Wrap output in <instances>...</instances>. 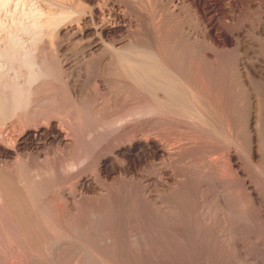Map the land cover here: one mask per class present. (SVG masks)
<instances>
[{"label":"bare ground","instance_id":"obj_1","mask_svg":"<svg viewBox=\"0 0 264 264\" xmlns=\"http://www.w3.org/2000/svg\"><path fill=\"white\" fill-rule=\"evenodd\" d=\"M145 2L150 6L147 11L152 9L149 17L141 0V5L138 0H0V161L3 162L0 164V202L4 208H10L8 213L22 206L21 213H15L23 215V219L26 215L23 221L30 218L31 222L21 223L22 227L30 226L37 233L46 229L44 225L49 218L44 210L52 208L45 209L52 201L46 203L48 195L43 196L42 189L38 190L45 184V179L41 180L45 175L39 170L41 174L32 176L34 166L43 169L53 163L55 170L65 166L63 169L71 173L81 171L80 167L90 163L96 175H108L115 169L127 172L147 158L160 157L164 163L159 172L164 192L179 193L183 196L181 200L190 194L197 198L217 196L220 202L217 204L222 205V211L227 213L223 212L224 215L230 220L236 219L245 228L249 225L264 228V56L255 54L250 42L251 35L257 34L254 38L259 39L264 49V0ZM176 23L183 28L174 29L179 28ZM192 23L199 29L195 35L190 30ZM172 30L175 33L183 30L179 32L183 36L178 33L182 38L171 41L168 37ZM165 34L173 43L165 40ZM179 38L180 41L184 38L181 43H186L185 40L191 43L190 51ZM71 42L79 45H70ZM71 48L80 50L81 58L71 61L68 55ZM58 83L68 91L69 100L72 99L73 108L79 113L77 116L88 118L93 126L99 122V114L110 121L105 127L99 122L101 125L97 123L99 126H92L90 131L86 129L92 124L84 129L89 132L84 137L86 140L93 136V140L89 138L92 143L87 140L92 144L87 165L82 164L83 160L80 163L79 157L77 161L70 155L74 154L75 145L80 148L82 140L87 142L81 137L86 132L81 133L76 125L85 126L77 121L76 125L70 124V118L65 119L63 115H58L64 119L61 118L62 124L57 120L56 115L62 112L59 101L63 98H58L63 89L60 87L59 92ZM51 85H56L59 94L54 95ZM10 127L15 132L18 130L11 137L12 143L11 139H6L9 142L4 139L9 136ZM102 127L112 135L107 139V144H111L109 153L103 151V141L97 142L94 136ZM61 155L63 158L69 155L71 159L67 161L68 157L63 162L62 157V161L58 158ZM117 161L123 165H117ZM94 178L80 172L74 183L90 189L95 184ZM48 181L50 178L47 184ZM50 197L48 201L52 200ZM204 204L198 206L202 210L197 216L209 233V229L215 231L218 218L214 224L211 205ZM23 210L27 212L25 215ZM11 238L13 243L16 237L12 242ZM31 240L36 239H30V243ZM93 260L97 261L94 257Z\"/></svg>","mask_w":264,"mask_h":264},{"label":"rangeland","instance_id":"obj_2","mask_svg":"<svg viewBox=\"0 0 264 264\" xmlns=\"http://www.w3.org/2000/svg\"><path fill=\"white\" fill-rule=\"evenodd\" d=\"M138 1H139V3H138L139 5L146 3L145 4L146 6L144 4H143L144 6L141 5L143 7L144 11H147L148 9H150L149 8L150 6L147 7L148 3L145 2L146 0H144V1L141 0L142 1L141 4H140V0H138ZM147 12H146L147 13L146 17H149V13L151 12L150 14H152V9L150 10V12L149 11H147ZM148 19L149 18H146L147 23H148ZM174 24L173 25L171 24L172 28L175 27ZM176 24L178 26V23H176ZM193 25L194 24L192 23L191 24L192 27H190V30L192 32L195 31V33H194V35H195V34H197L199 29L196 26L194 28ZM170 27L171 26L169 25L168 30L171 29ZM178 27L179 28H174V29L179 30V29L183 28L181 25H179ZM196 29H197V31H196ZM178 30H176L177 31L176 33L173 32L175 30L170 31L171 33H170L169 37L167 36V34L169 35V33H168L169 31H167L166 32L167 34H165V36H166L165 40H168V42H169L170 41L169 39H172L171 41H173L175 39L177 40L178 39L177 37L183 36L182 34L179 33V32H182L183 30L182 31H178ZM178 33L181 36H179ZM250 33L252 34L251 31H250ZM171 34H172V36H171ZM173 36L174 37L176 36V38H174ZM251 36H253L251 38L252 41H250V42H252V44L251 43H249V44H251V47H252L254 53L259 54L261 56H264V51H262L263 48H261L262 45H261V43H259L260 42L259 39L254 38V36L257 37V34H255V35L253 34ZM171 37H173V38H171ZM253 39L256 42H254ZM183 40H184V38H183ZM183 40L181 39V41H183ZM179 41H180V38H179ZM181 41H180V43H181ZM189 41L190 40H188V42ZM173 42H169V43H173ZM185 42L187 43L186 40H185ZM73 43L74 42H71L70 45H73ZM182 43L185 45V47H187L188 51L191 50L190 49L191 48L190 42L187 44L184 42H182ZM74 44L79 45L78 43H74ZM187 45H190V46H187ZM259 45H261V46H259ZM73 46H72V48H73ZM188 47H190V48H188ZM68 55L71 58V61H74V60L76 61V59H78L79 57L81 58L82 54H81L80 50H78V51L74 50L73 51V49H72V51L71 50L68 51ZM59 85H57L59 88V92L61 91L62 88L63 89L60 92L62 94V96H60L61 95L60 94V95H58V98L59 97H63V98L61 100L59 98V100H60L59 101V103H60L59 109L62 112H61V114L56 115V117L59 118V119H57L58 122L60 124H62V119L64 116H65V119H66V116H67V119L70 118L69 119L70 124H73V122H74V125H76L75 124L76 121L78 122V124H79V122L80 123L82 122L81 125L83 124L82 126H85V127H80V125L79 126L76 125V126L81 131V133H83L82 131H84V129H86L88 126H90L92 124V122H89L90 120L88 118L82 119L81 115L77 116V115H79V113L77 112V109L75 107L73 108L74 103H72L73 102V101H71L72 99L69 100L71 97L69 98L70 95H69L68 91L65 90L66 88L63 85L62 86L61 85L59 86ZM50 87H51L50 90L51 89L53 91L55 90L54 91V95H55V92H57L56 90L58 88L55 89L56 85H55V87L52 85ZM60 87H61V89H60ZM53 91H51V92H53ZM57 94H59V93L57 92L56 95ZM51 95H52V93H51ZM54 95H52L53 98L55 97ZM58 98L55 97L57 102H58ZM88 98H89V96H88ZM91 98H89V99H91ZM52 102L54 104L55 100L54 101L52 100ZM57 102H55V103L57 104V107H58ZM61 102H62V104H61ZM64 109L66 111H64ZM57 111L58 112H56V113H60L59 110H57ZM68 112H70V113H68ZM64 113H65V115H64ZM58 115H63V117L62 116L59 117ZM69 115H70V117H69ZM97 117H98L97 120L100 119L99 122L100 123L102 122L104 124V127L106 126L105 125L106 122L107 123L110 122V121H107L108 118H106L104 115L102 117V115L99 114V116H97ZM99 117H101L103 120ZM77 118H79V119L77 120ZM71 119H73V120H71ZM104 119H105V121H104ZM70 120H71V122H70ZM87 122H89V123H87ZM99 122L97 121V123H99ZM100 123H99V125H101ZM84 124H87V125H84ZM96 124L94 122L95 126H96ZM92 126H93V124L91 125V127H88L86 130L90 131ZM95 126H93V127H95ZM104 127H102V129H100L101 131L98 130L100 132H98V131L95 132V134L97 133V135H95L94 133L93 134H94L95 138L97 137V142L103 141L102 142V144H103L102 147H104V148H102L103 151L105 150L107 153H109L110 149H111V146H110L111 144L110 145H108L109 143L107 144V142H108L107 139L112 138V135L109 134L108 129H106L108 132L103 130V129H105ZM81 128H83V130H81ZM100 128H101V126H100ZM10 129H11L9 132L10 134H7V136L8 135L10 136V138H9V136L7 138L5 136L4 139H5V141H6V139H9V141L11 139L10 143H12V140H13L12 138L15 134H17L18 130H16V132H15L14 129H13L14 131L12 130V127H10ZM12 131H13V133H12ZM68 131H69V129L67 130V132ZM80 131H78V132H80ZM87 131H84V132H86L85 135H84V133L81 134L83 136L80 135L82 137V139H85L86 137L89 136V132L87 134ZM101 132H104V133H101ZM86 134H87V136H86ZM99 136H101L102 138L101 137L99 138ZM89 138H91V137H89ZM89 138H87V140ZM91 139L93 140V136ZM99 139H102V140L99 141ZM89 141H90V139H89ZM89 141H87L85 143L82 140V142H83L81 144L82 150H81V147L79 148L80 145L77 144L78 145L77 147L75 145L73 147V150H72L73 151L72 153H74L75 156H74V154H70L71 158H74V160L78 161V157H79V160H80L79 162L81 163L82 162L81 160H83L84 163L85 162L86 163L85 164L82 163V164L87 165L88 160H89L88 157L90 156V153H91L90 150H92V148H91L92 144L90 145L88 143ZM91 141H90V143H92ZM104 142H106V143H104ZM109 142L112 143V140H110ZM87 144H88V147H86ZM55 147L56 146L52 147L53 150H56L57 147L56 148ZM84 148H85V150H83ZM66 156L67 157L64 156V158H63L61 155L58 158L61 160V157H62L63 162H65L64 159L66 160L69 157V155H66ZM71 158L69 157L67 159V161L70 160ZM1 163H3V162L0 161V164ZM119 163H121L120 165H123L122 161H120V162L117 161V165ZM162 163H163V161L161 160L160 157H158V158H147V159H145V161H142L141 164L140 163L137 164L136 166L132 167L127 172L122 173V171H120L119 169H115L110 174H108L110 176L105 175V174L96 175L97 172L93 168L94 166H92V165L89 166L90 163L86 167L81 164V166H83V167H80V169L82 168L81 171H79L77 169V171L71 172V173H69L66 168L63 169L65 166L60 167V169L58 168L59 170L58 169L55 170V168H53V166H51V165H53V163L49 164V166H46V167L43 166L45 169L44 168L40 169V167H36L39 169L35 170L36 168H34L35 167L34 166L33 167L34 173H33V171H31L32 168L29 170V172L31 171L30 174L32 176L36 175V173L41 174V171L45 175V176H43V174H42L40 177L43 176L41 178V180L43 182L45 179L44 182L46 185L42 183L43 185L39 186L40 188H38V190L42 189L40 191H43L42 192L43 196L48 195L46 203L52 201L50 204H48V205L46 204L45 209L52 207L55 210H52V208H50L48 210H44V212L46 214H48L47 215L49 218L48 220H50L51 217H53V218H51L52 220H50V221L47 220V223L44 225V227L45 226L47 227V228L45 227L46 229L42 228L41 230L38 231L39 233H37V231L34 229L36 231V235L37 234L39 235V237L37 236V238H38L37 239V238H35L36 237V235L34 234L35 231L32 230V231H34V233H32V231L30 230V226L28 227L26 225L29 229H25V228H27L26 226H25V228L22 227L23 224H21V223H24V225H25V222L27 220L28 221L26 222V224H29V223L31 224V222H29L30 218H28V219L26 218L27 220L25 222L23 221L25 219V216H26L25 214L27 213V212H25L26 210L25 211L23 210L24 211L23 214L25 213L24 214L25 216L23 219V217H22L23 215L18 216V214L21 213L20 211H21L22 206L19 207V206L15 205V207L16 208L19 207V209H17V210L14 209L15 211L13 209H11L12 213L11 212L8 213L10 211V208L8 206L6 208H4L5 206L3 204L1 205V202H0V207H1L0 208V227H1V229H0V232H1L0 233V235H1L0 236V238H1L0 242H2V243H0V253H1L0 254V264H3V263L4 264H11V263L15 264V262H16V264H34V263H37V264H71V263L72 264H96V262H100L99 264H101V262H102V264H110V263L111 264H213V263L214 264H264V254H263L264 253V251H263L264 250V232H263L264 228H259V226L254 227L255 225L254 226L251 225V227H249L250 225L248 224L249 225L248 228H250L251 230L253 229L252 231H254L251 233L250 229L245 228L244 226H243L244 228L241 227L239 222H236V219L230 220V217L228 215H226L227 213L225 212V210L222 211L223 210V209H221L222 205L219 204L220 202L218 201L217 196L213 195L214 197L212 196L213 198H211V197H208L205 195V197H207V199H206L205 197L200 198L199 196H198L199 198H197V196L190 194L189 196L185 197V199H183V200H185V203H184V201L181 200L183 198V196H181V194L174 193V195H173V193L169 194V192L168 193L164 192L163 184L161 183V180H160L161 176L159 175L160 174L159 172L161 171V167L164 166V163L163 164ZM39 170H41V171H39ZM43 170H45V171H43ZM65 170L67 171V173ZM48 172H51V174ZM80 172H84V174L90 176L91 178H94L96 176L94 179L97 182L95 181V184L93 185L94 188L92 186L90 189H84V188H81V187H78L77 185H75L74 182L77 181ZM137 173H140V174L137 175ZM48 176L50 178V181H48V184H47L46 181L49 180V178H47ZM126 177L127 178L129 177L130 179L128 178L129 180L127 181ZM133 178H135V179H133ZM131 179H133V180H131ZM69 181H71V182H69ZM48 185H50V186H48ZM69 185H71V186H69ZM45 186L47 187V188H45L46 190L44 189ZM39 194L40 193H37V195H39ZM66 194H67V196H65ZM34 195L37 196L36 193H34ZM104 195L106 196V199H105ZM127 195H128V197H127ZM215 195H216V193H215ZM40 196H41V194H40ZM50 196L52 197V200L48 201L49 200L48 198ZM86 196H88V197H86ZM51 197H50V199H51ZM203 199H204V201H203ZM211 199H213V201ZM216 199H217V201H216ZM182 201H183V203H182ZM194 201H197V202L201 201V205L199 202H198V204H196L197 202H194ZM214 202L216 204H217V202H219L217 205H219L220 208ZM194 203H195V205H194ZM202 204H204L206 206L211 205L210 206L211 213L212 212L214 213V214L212 213L213 217H214L213 218L214 224H215V221L217 220L216 221L217 223L214 225L215 228H213V230H215V231H212V229L211 230L209 229V233H208V231L203 228L202 222L198 221V217H200V216H197V215H199V214L201 215L202 209L200 207L202 206ZM208 204H210V205H208ZM49 205H51V206H49ZM193 205L195 206V208ZM199 205H200V207H198ZM212 205H214L215 207H213ZM214 208H218V210L214 209ZM4 209H5V211H3ZM7 209H9L8 212H7ZM213 210H215V211H213ZM16 211L17 212L19 211V213H15ZM47 211H51L53 216H51V213H47ZM219 211H221V213ZM53 212L57 216L54 215ZM55 212H57L59 215ZM223 212H225L226 214L224 215ZM13 213H15V214H13ZM49 214H50V217H49ZM215 214H217V215L215 216ZM59 216L61 217V219H59L60 218ZM21 217H22V220L20 219ZM28 217H29V215H28ZM222 217H223V219H222ZM215 218L220 219V221L218 219L215 220ZM15 219H17V220H15ZM53 219H56L55 220L56 222ZM7 221H9V222L7 223ZM52 221H53V223H51L52 224L51 225L50 222H52ZM218 221H219V223H218ZM237 221H238V219H237ZM11 223H12V225H11ZM199 223H200V226H199ZM19 224H21V225H19ZM15 225H16V227H15ZM61 225L64 228H61L62 227ZM195 225H196V227H195ZM50 226L51 227L54 226L55 229L54 228L51 229ZM56 226H58V227H56ZM227 226H229V227H227ZM237 226H239V227H237ZM252 226H253V228H252ZM5 227L8 231H6ZM224 228L229 230V231L226 230L228 232V234ZM23 229H25V231ZM31 229H32V227H31ZM47 229L49 231L50 230L52 231L54 229L53 231H55V232L50 231L51 232V234H50V232ZM56 229H62V230L58 231ZM63 229L65 232L63 231ZM219 229L222 232L220 231L219 233H217L219 231ZM243 229H244V232H243ZM4 230H5V232H4ZM28 230L33 235H35L33 238H31L32 237L31 233L29 234L28 232H26ZM45 230H47V231L45 232ZM246 230L248 233L249 232L251 233V234L249 233V235L251 236L250 238H249V235L247 234ZM261 230H262V232H261ZM210 231H212V232H210ZM7 232H9V234ZM43 232H45L46 238L43 235L44 234ZM59 232H61V233H59ZM5 233H7V234H5ZM56 233L58 235H56ZM68 233L71 234L72 236L69 235ZM200 233H202V234H200ZM11 234L13 236H11ZM25 234L28 235L29 241H28L27 236H25L26 238L24 237ZM49 235L50 236L52 235L51 238ZM213 235H215V236H213ZM216 235L218 238L216 237ZM223 235H225L227 237H225ZM228 235H230V236H228ZM254 235H256L258 237L257 240H256L257 237L255 238ZM2 236L3 237L7 236L8 238L5 239V237L3 238ZM10 238L12 239L11 242L15 238V240L18 243L15 240H14L15 244H14V242L10 243ZM47 238H49L50 240L48 241ZM30 239H33V240L36 239V240H34L33 242L31 240V243H30ZM51 241H52V243H51ZM262 242H263V244H262ZM55 243L56 244L58 243V245H54ZM246 243H248V244H246ZM9 244H11V247L14 246L13 247L14 250H13V248L11 249ZM30 244L34 247H31ZM37 244L40 246H38ZM261 244H262V246H261ZM4 245H7L8 248H7V246H4ZM36 245L38 248L35 247ZM47 245H49L48 246L49 249L47 248ZM91 245H93V246H91ZM89 246H91V247H89ZM90 248H92L93 250L95 249L94 251H96V252H94ZM17 249L19 252H17ZM50 249H51V251H50ZM88 249H89V251H88ZM21 250H23V251H21ZM218 251L219 252L221 251V252L219 253ZM20 252H22V254ZM91 253L92 254L95 253V254L92 256ZM214 255H216V256H214ZM95 256H96V258H95ZM102 256H103V258H102ZM90 257H92V259ZM93 257H94V259H97V261H94ZM45 259H46V261H45ZM99 259H101V260L99 261ZM17 260H19V261H17Z\"/></svg>","mask_w":264,"mask_h":264}]
</instances>
